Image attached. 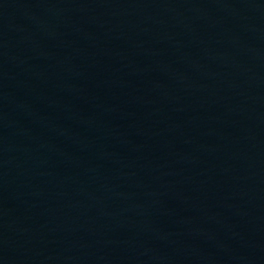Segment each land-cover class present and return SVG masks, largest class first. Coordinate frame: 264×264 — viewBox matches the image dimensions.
Returning <instances> with one entry per match:
<instances>
[{
    "label": "water",
    "instance_id": "1",
    "mask_svg": "<svg viewBox=\"0 0 264 264\" xmlns=\"http://www.w3.org/2000/svg\"><path fill=\"white\" fill-rule=\"evenodd\" d=\"M0 264H264V0H0Z\"/></svg>",
    "mask_w": 264,
    "mask_h": 264
}]
</instances>
